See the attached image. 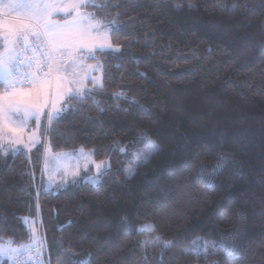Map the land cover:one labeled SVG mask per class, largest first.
I'll use <instances>...</instances> for the list:
<instances>
[{"label": "trees", "instance_id": "trees-1", "mask_svg": "<svg viewBox=\"0 0 264 264\" xmlns=\"http://www.w3.org/2000/svg\"><path fill=\"white\" fill-rule=\"evenodd\" d=\"M88 4L119 51L89 59L102 85L45 143L110 166L96 185L48 190L43 144L0 152V242H28L27 219L43 264H264V0ZM144 136L156 150L136 161Z\"/></svg>", "mask_w": 264, "mask_h": 264}, {"label": "snow or ice", "instance_id": "snow-or-ice-1", "mask_svg": "<svg viewBox=\"0 0 264 264\" xmlns=\"http://www.w3.org/2000/svg\"><path fill=\"white\" fill-rule=\"evenodd\" d=\"M88 0H9L0 4V152L18 154L21 146L31 150L38 143L37 136L47 115L49 127L72 107L70 101L86 98L88 70L86 61L96 53L113 49L110 36L114 22L105 27L95 13L84 11ZM103 7V5H92ZM191 7V5H190ZM61 15L62 19H56ZM4 17H10L5 21ZM93 85L97 83L91 81ZM36 130L23 137L30 122ZM156 150L149 145L147 159ZM97 174L90 183H100L104 173L103 162L96 164ZM78 175V173H73ZM31 252L36 245L35 229ZM0 244V256L19 258L22 247ZM146 247L167 249L168 244L147 241ZM207 243L194 241L191 248L207 250ZM212 247L228 248L221 237ZM229 251L231 249H228ZM39 254V253H37ZM15 264V260L13 261Z\"/></svg>", "mask_w": 264, "mask_h": 264}, {"label": "rangeland", "instance_id": "rangeland-1", "mask_svg": "<svg viewBox=\"0 0 264 264\" xmlns=\"http://www.w3.org/2000/svg\"><path fill=\"white\" fill-rule=\"evenodd\" d=\"M91 0H88L90 2ZM9 2V0H0V4H4ZM85 11V9H84ZM61 16V15H57ZM54 17L56 19H62L61 17ZM5 21L10 19V17H4ZM98 19V18H97ZM111 42V41H110ZM113 47V45H112ZM113 49H115L113 47ZM94 66V70L89 68L88 70V80L86 81V87L90 90L93 87H100L102 85V64L100 61L90 62L86 61V66ZM95 80L97 83L95 86L91 81ZM48 125L47 115L43 117V126L40 129V134L37 136L38 143L44 145V152L42 156V177H43V186L45 189H53L59 190L61 188H66L74 178L82 176V180L89 182L90 178H93L97 174L96 164L103 162L104 171L109 168L110 163L109 159L105 158L101 161H96L92 157L91 150L78 149L75 152L70 151H62V152H53L49 149L48 145L45 143V131ZM36 130V122L35 120L30 122L29 127L26 130V134L23 137L24 142L28 141V134ZM142 138V145H139L136 152V161L145 160L144 155L149 151V145H155L153 141L148 139L146 136ZM148 143V145L146 144ZM36 146V145H35ZM35 146H31L32 149ZM156 146V145H155ZM144 147V148H143ZM21 150H28L21 146ZM132 172V169L129 173ZM73 173H78V175H73ZM25 222L28 223V228L30 229L31 238L28 242L15 244L10 243V247L18 248L22 247L23 254L19 256L18 259L10 256H0V264H13L15 260V264H43L42 262V242L41 238L37 231V225L34 221L28 222L25 219ZM35 229L36 234V245L32 249L31 252L28 251V245L33 243L32 240V229ZM155 239L146 240L153 241ZM156 241V240H155ZM9 240L4 242H0V244L7 245ZM39 253V254H37Z\"/></svg>", "mask_w": 264, "mask_h": 264}, {"label": "crops", "instance_id": "crops-1", "mask_svg": "<svg viewBox=\"0 0 264 264\" xmlns=\"http://www.w3.org/2000/svg\"><path fill=\"white\" fill-rule=\"evenodd\" d=\"M37 145H38V144H36V146H37ZM36 146H35V147H36ZM35 147H33V148H35ZM33 148H32V149H33ZM32 149H31V150H32Z\"/></svg>", "mask_w": 264, "mask_h": 264}]
</instances>
